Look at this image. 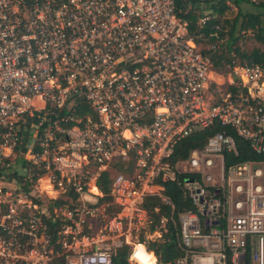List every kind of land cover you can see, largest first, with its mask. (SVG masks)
I'll list each match as a JSON object with an SVG mask.
<instances>
[{
    "label": "built area",
    "instance_id": "built-area-1",
    "mask_svg": "<svg viewBox=\"0 0 264 264\" xmlns=\"http://www.w3.org/2000/svg\"><path fill=\"white\" fill-rule=\"evenodd\" d=\"M230 132L264 154V67H214L174 0H0V264L122 247L129 264H264V159L226 164ZM169 239L180 255L159 262L149 244Z\"/></svg>",
    "mask_w": 264,
    "mask_h": 264
},
{
    "label": "trees",
    "instance_id": "trees-1",
    "mask_svg": "<svg viewBox=\"0 0 264 264\" xmlns=\"http://www.w3.org/2000/svg\"><path fill=\"white\" fill-rule=\"evenodd\" d=\"M228 1L174 0L175 12L186 22L188 34L196 44L219 45L215 51L203 49L204 52L210 55L214 67L223 68L232 64L233 60L237 58L241 62L258 63L264 67V0L257 2L231 0L236 7V12L232 18L226 16V12L230 9ZM243 3L247 7H244ZM205 17H207L206 20L201 22V19ZM216 25H219V30L215 29ZM248 36L253 37L255 41L262 45V48H253L250 51L241 50L237 44ZM221 39L223 40L220 41ZM214 129L195 132L191 137L181 141L180 152L186 154L189 149L200 146L206 135ZM231 134L236 141L238 155L235 157L226 155V164L247 159H264V154H253L245 141L239 139L235 134ZM106 176L107 174L102 175L98 182L104 193L107 192ZM164 186L165 194L171 199L176 212L189 208V201L183 198L179 187L174 182H166ZM147 202L149 207L156 204H159L160 207L163 206L154 198L148 199ZM164 210L167 211V206H163L162 212ZM159 216L160 214H157L155 218H159ZM167 236L172 238L170 230ZM149 246L162 263H172L180 255V250L173 239L164 242H151ZM112 264H129L127 247L116 250L112 258ZM148 264H154L153 259Z\"/></svg>",
    "mask_w": 264,
    "mask_h": 264
},
{
    "label": "rangeland",
    "instance_id": "rangeland-1",
    "mask_svg": "<svg viewBox=\"0 0 264 264\" xmlns=\"http://www.w3.org/2000/svg\"><path fill=\"white\" fill-rule=\"evenodd\" d=\"M229 2V5H230V9L226 12V16L228 17H233L235 12H236V7L234 6V4L232 3L231 0L228 1ZM244 7H247L245 3L242 4ZM205 12H208V11H205ZM198 47L200 49H209L210 48V45L211 44H207V43H201V44H197ZM237 46L241 49V50H244V51H250L251 49L253 48H257V49H261L262 48V45L260 43H258L257 41L254 40L253 37H244L243 40H240V42H238ZM235 61L238 63V64H241L243 63V61H239V59H235ZM224 68V67H223ZM160 262V259L158 260Z\"/></svg>",
    "mask_w": 264,
    "mask_h": 264
}]
</instances>
